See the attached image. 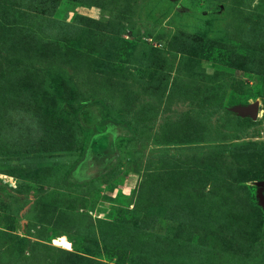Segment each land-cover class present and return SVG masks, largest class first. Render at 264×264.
<instances>
[{
	"label": "rangeland",
	"instance_id": "1",
	"mask_svg": "<svg viewBox=\"0 0 264 264\" xmlns=\"http://www.w3.org/2000/svg\"><path fill=\"white\" fill-rule=\"evenodd\" d=\"M263 146L264 0H0V264H264Z\"/></svg>",
	"mask_w": 264,
	"mask_h": 264
},
{
	"label": "water",
	"instance_id": "2",
	"mask_svg": "<svg viewBox=\"0 0 264 264\" xmlns=\"http://www.w3.org/2000/svg\"><path fill=\"white\" fill-rule=\"evenodd\" d=\"M230 111L236 114L237 116L241 117H250L251 119H255L257 117L258 108L257 103L254 102L252 104L247 105H239V106H233L230 108ZM258 186L257 190V199L259 205L264 209V181L256 183ZM58 242L57 240H53V243Z\"/></svg>",
	"mask_w": 264,
	"mask_h": 264
},
{
	"label": "trees",
	"instance_id": "3",
	"mask_svg": "<svg viewBox=\"0 0 264 264\" xmlns=\"http://www.w3.org/2000/svg\"><path fill=\"white\" fill-rule=\"evenodd\" d=\"M1 30H3V28H1ZM86 37L90 38L89 36H86ZM50 49H51V47H50ZM65 55L70 56L71 52L67 51V53L65 52ZM68 60H69L68 62L71 64V67L74 68V69H78V67L79 68L83 67V68H86V69H90V67H91V62L90 61H93V59H91V57L81 60V59H79V57L77 58L75 54L72 55L71 59H68ZM79 72H81V71H79ZM62 147L66 148V147H68V144L65 143ZM263 154H264V146H263ZM263 195H264V191H263ZM262 238H264V232H263V237Z\"/></svg>",
	"mask_w": 264,
	"mask_h": 264
},
{
	"label": "flooded vegetation",
	"instance_id": "4",
	"mask_svg": "<svg viewBox=\"0 0 264 264\" xmlns=\"http://www.w3.org/2000/svg\"><path fill=\"white\" fill-rule=\"evenodd\" d=\"M264 191V190H263Z\"/></svg>",
	"mask_w": 264,
	"mask_h": 264
}]
</instances>
